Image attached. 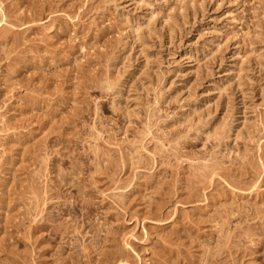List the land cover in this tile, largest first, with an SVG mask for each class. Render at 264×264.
Listing matches in <instances>:
<instances>
[{"label": "rangeland", "instance_id": "obj_1", "mask_svg": "<svg viewBox=\"0 0 264 264\" xmlns=\"http://www.w3.org/2000/svg\"><path fill=\"white\" fill-rule=\"evenodd\" d=\"M0 229V264H264V0H0Z\"/></svg>", "mask_w": 264, "mask_h": 264}, {"label": "bare ground", "instance_id": "obj_2", "mask_svg": "<svg viewBox=\"0 0 264 264\" xmlns=\"http://www.w3.org/2000/svg\"><path fill=\"white\" fill-rule=\"evenodd\" d=\"M77 165H79V164H77ZM77 165H76V167H77ZM74 166H75V165H74ZM79 167H80V166H79ZM204 167H205V166H204ZM79 169H81V168H79ZM87 169H88V168H87ZM78 171H79V170H78ZM74 172H75V171H74ZM62 175H63V173H62ZM72 175H73V174H72ZM67 176H68V174H67ZM75 176H77V175H75ZM56 177H58V176H56ZM61 177H62V176H61ZM72 177H73V176H72ZM72 177H71V178H72ZM59 178H60V177H59ZM59 178H57V179H59ZM71 178H70V179H71ZM75 178H76V177H75ZM66 179H67V178H66ZM66 179H65V180H66ZM49 181H50V180H49ZM61 181H62V178H61ZM67 181H68V180H67ZM70 181H71V180H70ZM72 181H73V179H72ZM50 182L52 183V181H50ZM50 182L47 181V183H50ZM84 182H85V180H84ZM61 183H62V182H61ZM68 183L70 184L71 182H68ZM87 183H88V182H87ZM87 183H84V184H87ZM55 184H56V183H55ZM55 184H54V187H55ZM71 184H72V183H71ZM81 184L83 185V183H81ZM50 185H51V184H50ZM82 185H81V186H82ZM51 186H52V185H51ZM67 186H68V185H67ZM70 186L72 187V185H70ZM70 186H69V188H71ZM57 187H58V186H57ZM88 187H89V186H88ZM48 188H49V186H48ZM48 188H47V189H48ZM50 188H51V187H50ZM50 188H49V190H50ZM62 188H63V186L60 185L58 188H56L55 193H51L50 195H48V197H47V201H48V200H51V201H49V202H51V204L49 203V204H50L49 207L52 205L53 201L55 202V199H59V198H61V193L63 192V191H62ZM65 188H66V187H65ZM65 188H64V189H65ZM67 188H68V187H67ZM53 190H54V189H53ZM81 190H83V188H82ZM84 190H86V189H84ZM51 191H52V190H51ZM46 192H47V191H46ZM48 192H49V191H48ZM81 192H82V191H81ZM63 195H64V194H63ZM66 195H67V194H66ZM81 195H82V194H81ZM86 195H87V194H86ZM120 195H121V194H120ZM120 195H117V196H120ZM88 196H89V195H88ZM66 197H67V196H66ZM69 197H70V196H69ZM81 197H82V196H81ZM83 197H84V195H83ZM83 197H82V198H83ZM64 198H65V195H64ZM72 198H73V197H72ZM90 198H91V197H90ZM109 198H111V197H109ZM69 199H70V198H69ZM87 199H88V198H87ZM87 199H86V200H87ZM65 200H66V199H65ZM84 200H85V197H84ZM111 200H112V199H111ZM58 201H59V200H58ZM69 201H70V200H69ZM91 201H92V200H91ZM120 201H121V200H120ZM56 202H57V201H56ZM59 202H60V201H59ZM61 202H63V201H61ZM70 202H71V201H70ZM70 202H69V204H71ZM93 202H94V201H93ZM66 203H67V202H66ZM72 203H73V202H72ZM121 203H122V202H121ZM59 204H61V203H59ZM47 205H48V204H47ZM53 205H54V206H53ZM53 205H52V207H55V204H53ZM66 205H68V204H66ZM72 205H73V204H72ZM81 205H82V203H81ZM57 206H59L58 203H57ZM62 206H63V204H62ZM62 206L59 207V210H62L63 212H65V213L68 214L69 216L72 215V214H74L73 211H76V209H75L76 207L74 208L75 210H73V209H71L72 206H70V205H69L70 207H69V206H67L68 208L66 207L67 209H63L64 207L62 208ZM77 206H78V205H77ZM92 207H93V206H92ZM55 208H56V207H55ZM57 208H58V207H57ZM72 208H73V207H72ZM81 208H82V207H81ZM49 209H50V208H49ZM49 209H47V217H46V218L43 217L42 220H44L45 222H47V233H48V236H51V237L53 238V240L56 241V240L59 239V238H63V236H64V237H69V235H71L73 232L75 233V232L77 231L78 228H73V227H72V225H74V223H73V224L71 223V225H68V222H69V221H67V224H66V225H64V224H60L59 222H58L59 224H57V221L60 220V219L57 220V217H56L57 215L54 214L53 212H52V213L49 212ZM51 210H52V209H51ZM81 210H82V209H81ZM78 211H79V210H78ZM95 211H96V210H95ZM151 211H152V210H151ZM55 212H56V211H55ZM58 212H61V211H58ZM86 214H87V213H86ZM62 215L65 216L64 213H63ZM68 215H67V216H68ZM136 215H137V214H136ZM154 215H155V214H154ZM82 216H83V215H82ZM86 216H87V215H86ZM62 218H63V217H62ZM79 218H81V216H80ZM79 218L76 217L77 220H78ZM87 218H88V217H87ZM83 219H84V218H83ZM69 220H70V218H69ZM71 221H72V220H71ZM86 221H88V219H85V222H86ZM37 222H38V221H37ZM42 222H43V221H42ZM42 222H41V223H42ZM64 222H65V221H64ZM75 222H76V220H75ZM80 222H81V221H80ZM80 222H79V223H80ZM86 223H88V222H86ZM15 224H16V222H15ZM88 224H89V223H88ZM18 225H19V224H18ZM20 225H21V224H20ZM42 225H43V224H42ZM77 225H78V224H77ZM83 225H84V223H83ZM79 226H80V224H79ZM87 226H89V225H87ZM90 226H91V228L89 227V229H92V227H93L94 225L92 226V225L90 224ZM11 227H12V226H11ZM72 228H73L74 230L71 231ZM87 228H88V227H87ZM95 228H96V227H95ZM95 228H94V229H95ZM101 229H102V228H101ZM0 230H1V229H0ZM2 230H3V229H2ZM9 230H11V229H9ZM85 230H86V229H85ZM95 230H96V229H95ZM95 230H94V231H95ZM87 231H88V229H87ZM110 231H111V230H110ZM90 232L93 234V231H89L88 233H90ZM96 232H97V231H96ZM112 232H113V231H112ZM246 232H247V231H246ZM34 233H35V232H34ZM74 233H73V234H74ZM91 233H90V234H91ZM97 233H99V232H97ZM97 233H96V234H97ZM101 233H102V232H101ZM101 233H100V234H101ZM107 233H108V232H107ZM109 233H110V232H109ZM247 233H249V232H247ZM247 233H246V234H247ZM84 234H85V233H84ZM86 234H87V233H86ZM94 234H95V233H94ZM243 234H244V233H243ZM76 235H77V234H76ZM81 235H82V234H81ZM106 235H107V234H106ZM10 236H12V235L10 234ZM92 236H93V235H92ZM242 236H243V235H242ZM83 237H84V236H83ZM99 237H100V236H99ZM8 238H9V236H8ZM71 238H72V237H71ZM71 238L69 237V240H70ZM92 238H95V237H92ZM96 238H98V237H96ZM107 238H108V237H107ZM64 239H65V238H64ZM80 239H81V237H80ZM80 239H77V240L80 241ZM104 239H105V238H104ZM47 240H48V239H47ZM74 240H75V238H74ZM74 240H73V241H74ZM82 240H83V239H82ZM96 240H97V239H96ZM106 240H108V239H106ZM1 241H2V240H1ZM9 241H10V240H9ZM59 241H60V240H59ZM84 241H86V240H84ZM90 241H91V240H90ZM92 241H93V240H92ZM100 241H101V240H100ZM103 241H105V240H103ZM103 241H101V242H103ZM12 242L14 243V241H12ZM47 242H48V241H47ZM50 242H51V241H50ZM60 242H62V241H60ZM60 242H59L58 244H60ZM67 242H68V240H66V243H67ZM75 242H76V241H75ZM75 242H74V244H75ZM86 242H87V241H86ZM86 242H85V243H86ZM106 242H107V241H106ZM4 243H5V241H4ZM9 243H10V242H9ZM9 243H8V244H9ZM13 243H11V244L13 245ZM78 243H80V242H78ZM85 243H84V244H85ZM91 243H92V242H91ZM93 243H94V242H93ZM103 243H104V242H103ZM48 244H49V243H48ZM58 244H57V246H58ZM76 244H77V243H76ZM95 244H96V243H95ZM95 244H94V245H95ZM98 244H99V243H98ZM98 244H97V245H98ZM3 245H4V244H3ZM64 245H68V244H64ZM69 245H72V244L69 243ZM77 245H78V244H77ZM97 245H96V246H97ZM100 245H101V243H100ZM62 246H63V245H62ZM11 247L14 248V246H11ZM66 247H67V246H65V248H66ZM72 247H73V246H72ZM72 247H71V248H72ZM90 247H91V246H90ZM97 247H98V246H97ZM101 247H102V246H101ZM69 248H70V247H69ZM69 248H68V249H69ZM76 248H77V246H76ZM91 248H92V247H91ZM91 248H90V249H91ZM93 248H94V246H93ZM54 249H55V247H54ZM54 249H52V250H54ZM78 249H80V248H78ZM94 249H96V248H94ZM99 249H100V248H98L97 250H99ZM1 250H2V249H1ZM48 250H49V249H48ZM64 250H65V249H64ZM72 250H73V249H72ZM81 250H82V249H81ZM62 251H63V249H61L60 252L62 253ZM100 251H101V250H100ZM218 251H219V250H218ZM47 252H48V251H47ZM95 252H96V251H95ZM97 252H98V251H97ZM221 252H222V251H221ZM61 253L58 254V256L61 255ZM66 253H68V252H66ZM73 253H74V252H73ZM77 253H78V252H77ZM77 253H75V254H76V255H79V254H80V253H79V254H77ZM99 253H100V252H99ZM217 253H218V252H217ZM219 253H220V252H219ZM219 253H218V254H219ZM51 254H53V252H52ZM51 254H50V255H51ZM93 254H94V253H93ZM101 254L103 255V253H101ZM213 254H214V253L212 252L211 255H213ZM218 254H217V255H218ZM63 255H64V254H62V257H63ZM65 255H66V254H65ZM65 255H64V256H65ZM118 255H119V253H118ZM118 255H117V256H118ZM123 255H124V254H123ZM215 255H216V254H215ZM220 255H222V254H220ZM223 255H224V254H223ZM48 256H49V254H48ZM74 256H75V255H74ZM120 256H121V254H120ZM213 256H214V255H213ZM213 256H212V257H213ZM50 257H51V256H50ZM53 257H54V256H53ZM53 257H52V258H53ZM80 257H81V256H80ZM110 257H111V256H110ZM115 257H116V256H115ZM124 257H125V256H124ZM208 257H209V256H208ZM60 258H61V256H60ZM218 258H219V257H218ZM56 259H59V257L56 258ZM119 259H121V258L119 257ZM122 259H123V256H122ZM122 259H121V260H122ZM124 259H126V257H125ZM203 259H206V258H202L201 260H203ZM209 259H210V258H209ZM211 259H212V258H211ZM222 259H223V258H222ZM52 260H53V259H52ZM68 260H69V259H68ZM115 260H117V259H115ZM126 260H127V259H126ZM223 260H224V259H223ZM78 261H79V260H78ZM225 261H226V260H225ZM6 262H7V261H6ZM6 262H5V263H6ZM8 262H9V261H8ZM13 262H14V261H13ZM16 262H17V261H16ZM50 262H51V261H50ZM54 262H55V260H54ZM54 262H53V263H54ZM69 262H70V261H69ZM111 262H112V261H111ZM202 262H203L204 264H209V263H205V262H206L205 260H203ZM207 262H209V261H208V258H207ZM212 262H213V260H212ZM37 263H39V261H38ZM114 263H115V262H114ZM114 263H113V264H114ZM120 263H121V262H120ZM225 263H226V262H224V264H225ZM15 264H16V263H15ZM48 264H49V263H48ZM61 264H62V263H61ZM73 264H75V263H73ZM213 264H214V262H213Z\"/></svg>", "mask_w": 264, "mask_h": 264}]
</instances>
